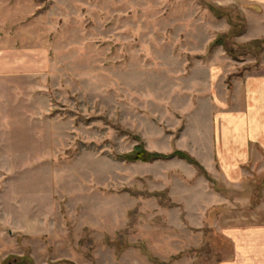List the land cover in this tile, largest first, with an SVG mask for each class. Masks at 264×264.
Returning <instances> with one entry per match:
<instances>
[{
	"label": "rangeland",
	"instance_id": "rangeland-1",
	"mask_svg": "<svg viewBox=\"0 0 264 264\" xmlns=\"http://www.w3.org/2000/svg\"><path fill=\"white\" fill-rule=\"evenodd\" d=\"M245 7L0 0V264L231 260L225 229L264 224V166L230 184L214 160L219 105L264 73Z\"/></svg>",
	"mask_w": 264,
	"mask_h": 264
},
{
	"label": "crops",
	"instance_id": "crops-1",
	"mask_svg": "<svg viewBox=\"0 0 264 264\" xmlns=\"http://www.w3.org/2000/svg\"><path fill=\"white\" fill-rule=\"evenodd\" d=\"M241 2L247 12L264 16V0ZM236 93L237 105H219L213 128L214 160L230 184L252 181V170L264 166V73H245L233 87V98ZM223 234L233 248L231 260L224 264H264V224L232 226Z\"/></svg>",
	"mask_w": 264,
	"mask_h": 264
},
{
	"label": "trees",
	"instance_id": "trees-1",
	"mask_svg": "<svg viewBox=\"0 0 264 264\" xmlns=\"http://www.w3.org/2000/svg\"><path fill=\"white\" fill-rule=\"evenodd\" d=\"M212 10H215L213 6H210ZM223 38H225V35L220 37L215 43H222ZM253 45H257V47L261 48V51H264V39L261 41H256L255 43H252ZM252 44H249L252 45ZM232 51V52H231ZM231 54H234L233 50H229ZM123 159H126V161H132V162H142V163H152L154 161L158 160H169L173 158H181L185 159L186 161H190V163L194 166H196L199 170L203 171L201 164H199L195 159L191 158L187 153L182 151H176L172 154H161V153H155V152H149L146 150L143 144H138L130 153H126V155L121 156Z\"/></svg>",
	"mask_w": 264,
	"mask_h": 264
}]
</instances>
